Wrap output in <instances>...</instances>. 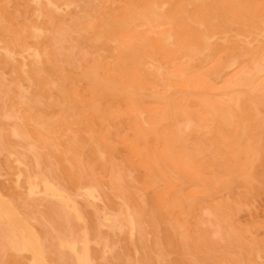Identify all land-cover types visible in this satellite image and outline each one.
<instances>
[{"label": "bare ground", "instance_id": "obj_1", "mask_svg": "<svg viewBox=\"0 0 264 264\" xmlns=\"http://www.w3.org/2000/svg\"><path fill=\"white\" fill-rule=\"evenodd\" d=\"M117 1L0 0V68L13 75L15 101L34 109L38 127L44 126L43 120L49 121L59 109L69 115L77 105L85 106L87 120L102 127L109 106L120 103L130 110L135 123L128 145L152 163L142 150L157 145L162 137L167 154L173 152L176 127L192 120L167 116L164 126L160 125L153 100L173 99L177 92L164 90L153 68H171L177 77L172 87L189 90L195 87L188 81L181 83L177 62L187 61L188 70L195 62L205 63L220 53L212 71L213 80L230 76L225 84L229 82V88L240 87V96L234 97L229 90L223 92L220 95H230V99L211 106L209 111L215 123L212 134L223 140L228 152L224 182L232 181L231 189L240 190L237 196L241 203L264 194V82L256 92L248 91L250 82L264 75V0H210L207 5L205 1L209 0H121L120 5ZM70 10L85 18L84 24L76 26L85 32L83 39L93 56L92 67L76 74L77 82L85 83L88 94L73 100L53 77L51 67H45L48 62L44 53V39L51 33L52 24L64 20ZM142 22L161 24L163 29L142 44L134 42L127 47L120 43L115 55L117 66L105 71L100 56L112 52L110 41L116 40L127 25ZM50 47L57 52L54 43ZM0 79L5 81L2 73ZM193 95L205 99L207 92L197 87ZM44 99L49 101L48 109L43 108ZM0 108L5 115V108ZM6 128L8 139L21 138L14 127ZM103 142L108 148L105 136ZM23 149L25 155L39 160L29 145ZM8 157L6 178L13 186L5 187L0 181V254L8 257L3 264H69L66 253L73 258L70 264H99V252L93 244L95 248L103 247L102 254L107 253V246L91 233L97 222L111 229L127 226L131 236L137 231L138 219L129 209L112 213L105 208L89 218L83 214L79 203L82 196L91 202L101 200L96 186L67 189L51 175L39 172V163L31 168L13 150H8ZM21 189L25 198L42 196L51 200L52 207L65 214L59 217L62 226L32 218L21 203ZM251 256L252 264H264L259 250L251 249Z\"/></svg>", "mask_w": 264, "mask_h": 264}, {"label": "rangeland", "instance_id": "obj_2", "mask_svg": "<svg viewBox=\"0 0 264 264\" xmlns=\"http://www.w3.org/2000/svg\"><path fill=\"white\" fill-rule=\"evenodd\" d=\"M210 3V0L205 1V5ZM116 4L120 5L121 0ZM84 23V17L70 10L64 20L52 24L51 33L44 39L48 62L45 67H51L53 77L70 100L86 98L88 94L85 83L76 80V74L93 65V56L83 39L85 32L76 26ZM162 29L161 24L145 22L127 25L116 40L110 41L112 52L100 56L103 69L111 71L117 66L115 55L120 43L127 47L134 42L142 44L152 40ZM52 43L57 52L51 49ZM218 58L220 53L205 63L195 62L188 70L187 61L177 62L181 68V83L188 81L195 88L201 87L207 92L205 99H197L193 87L189 90L172 87L177 77L171 68H153L162 88L177 92L173 99L153 100L159 110L160 125L164 126L167 116L192 120L191 123L179 122L176 127L173 152L167 154L162 137L157 145L142 150L144 156L151 157L152 163L142 159L128 145L135 132V123L124 105L109 106L102 127L87 120L85 106L78 105L69 115L59 109L49 121L43 120L44 126L38 127L33 118L34 109L15 101L13 75L0 68L5 76L4 82L0 79V107L6 110L3 115L0 108V173L3 175L0 181L5 187L13 186L6 178L8 150H13L29 167L34 168L39 163V172L51 175L67 189L96 186L101 196L99 203L84 196L80 198L82 212L87 218L98 215L105 208L112 213L129 209L138 219L133 236L127 226L111 229L98 222L91 232L107 246V253L102 254L103 247L95 248L93 244L99 252V264H252L251 249L259 250L264 259V194L245 203L239 201L240 190L231 189L232 181L224 182L227 148L223 140L212 134L215 123L209 114L211 106L229 100L230 95H220L228 90L234 97L240 96L237 91L240 87L229 88L230 83L225 84L230 76L213 80L212 71ZM30 77L34 83V76ZM263 82L264 75L250 82L248 91L256 92ZM43 108H49L48 100H43ZM7 125L14 127L21 138L8 139L5 136L10 135ZM103 136L109 141L108 148L104 147ZM27 145L38 161L32 155H25L23 147ZM16 170L14 167L13 171ZM20 195L21 203L32 218L47 219L55 227L62 226L59 217L65 214L53 208L51 200L42 196L29 198L26 195L25 198L23 189ZM88 226H91L89 220ZM66 256L70 264L73 258L68 253ZM7 258L0 254V264Z\"/></svg>", "mask_w": 264, "mask_h": 264}]
</instances>
